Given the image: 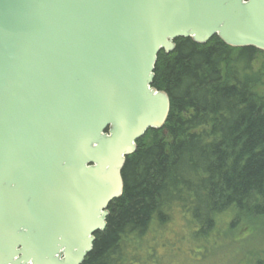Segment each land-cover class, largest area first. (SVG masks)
<instances>
[{"label": "water", "instance_id": "1", "mask_svg": "<svg viewBox=\"0 0 264 264\" xmlns=\"http://www.w3.org/2000/svg\"><path fill=\"white\" fill-rule=\"evenodd\" d=\"M264 53V0H0V264H84L171 100L180 38Z\"/></svg>", "mask_w": 264, "mask_h": 264}, {"label": "trees", "instance_id": "2", "mask_svg": "<svg viewBox=\"0 0 264 264\" xmlns=\"http://www.w3.org/2000/svg\"><path fill=\"white\" fill-rule=\"evenodd\" d=\"M175 45L158 55L153 81L170 97L168 121L127 158L123 194L84 264H157L148 243L176 217L194 239L217 245L240 226L251 236L264 225V68L253 65L264 53L231 48L217 36ZM249 264H264V251Z\"/></svg>", "mask_w": 264, "mask_h": 264}, {"label": "rangeland", "instance_id": "3", "mask_svg": "<svg viewBox=\"0 0 264 264\" xmlns=\"http://www.w3.org/2000/svg\"><path fill=\"white\" fill-rule=\"evenodd\" d=\"M253 65L254 71L261 72L263 56H258ZM260 83L258 91L264 93V78ZM171 222L168 230L158 229L152 242L148 243V250L154 248L157 252V264H249L253 255L256 257L264 251V225L256 226L251 236H246L250 228L240 226L219 238L218 245L212 240V247L205 250L204 245L211 242L194 239L186 221L176 217ZM139 253L145 255L146 251L140 249Z\"/></svg>", "mask_w": 264, "mask_h": 264}]
</instances>
